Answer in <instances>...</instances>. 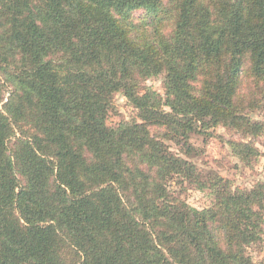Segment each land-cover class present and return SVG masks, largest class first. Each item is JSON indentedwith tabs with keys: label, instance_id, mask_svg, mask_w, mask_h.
Returning <instances> with one entry per match:
<instances>
[{
	"label": "trees",
	"instance_id": "1",
	"mask_svg": "<svg viewBox=\"0 0 264 264\" xmlns=\"http://www.w3.org/2000/svg\"><path fill=\"white\" fill-rule=\"evenodd\" d=\"M161 74L164 95L144 85ZM117 93L141 122L108 125ZM262 99L264 0H0V264H255L264 182L199 183L165 140L262 136Z\"/></svg>",
	"mask_w": 264,
	"mask_h": 264
},
{
	"label": "rangeland",
	"instance_id": "2",
	"mask_svg": "<svg viewBox=\"0 0 264 264\" xmlns=\"http://www.w3.org/2000/svg\"><path fill=\"white\" fill-rule=\"evenodd\" d=\"M140 14L137 13L136 17ZM144 85L152 88L161 95L165 94L164 74L147 79ZM261 106L250 111L252 118L264 122V99ZM122 121L141 122L139 111L121 93L114 97L113 109L110 111L107 123L116 127ZM152 134L159 135L165 130L161 127L151 126ZM174 153L181 154L193 162L201 173L199 183L210 181L217 173L230 180L233 188L251 189L256 184L264 182V135L259 137L245 136L241 132L218 126L211 128L208 133L192 134L190 142L195 150L191 156H186L180 151V146L173 141L165 140ZM247 142L253 144L259 151V156L251 157V165L242 160L230 147V142ZM172 188L184 201L199 209L213 206L214 194L210 188H198L186 181L171 184ZM264 213V210H263ZM262 240L250 244L248 253L252 256L255 264H264V235Z\"/></svg>",
	"mask_w": 264,
	"mask_h": 264
}]
</instances>
